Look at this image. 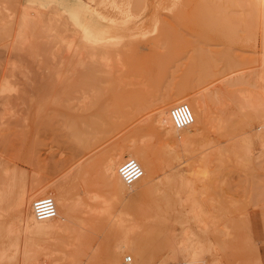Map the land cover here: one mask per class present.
Listing matches in <instances>:
<instances>
[{
    "label": "rangeland",
    "instance_id": "obj_1",
    "mask_svg": "<svg viewBox=\"0 0 264 264\" xmlns=\"http://www.w3.org/2000/svg\"><path fill=\"white\" fill-rule=\"evenodd\" d=\"M24 1L26 4V0H0V231L12 246L10 257L0 259V264H17L33 244L45 247L46 239L29 232L25 236L18 220L32 184L45 186L66 181L75 193L86 186L76 172L78 166L87 163L92 171V186L102 191L104 186L97 171L105 157L111 150L138 140L154 154L160 174L169 169L166 137L155 124L158 96L184 89L188 91L187 98L195 99L208 91L227 88L225 97L218 100L226 105L210 101V107L214 115L223 106L228 115L233 110L230 117L235 124H229L237 128L243 127L246 117L236 114L234 94L239 90L253 92L254 102H264V84L259 86L256 80V74L264 67V15L259 8L251 23H244L241 19L248 10L222 5L224 0H85L94 3L96 12L86 14L87 17L82 14L83 23L88 18L85 23L90 19L95 27H111L118 41L105 49H85L81 46L82 31L54 9L41 7L40 11L39 6L31 5L27 11L34 21L22 27ZM64 2L74 8L81 5V0H70L72 5L68 0ZM220 13L231 18L234 31L217 22ZM82 53H121L124 57L123 65L117 64L119 78L115 66H107L108 72L101 66L97 75L100 82L107 80L101 85L114 84L117 93L126 89L125 93L139 97L124 108L130 112L128 116H123V108L114 109L118 101L104 85L92 92L87 89L91 68ZM104 77L112 78V82L121 79L125 85L120 80L109 83ZM232 80H236V86L230 88L228 83ZM121 87L124 88L120 91ZM107 105L114 110L105 113ZM85 118L92 119L91 125L80 123ZM216 119L215 125L205 132L202 144L222 150L233 140L217 127ZM215 147L209 150L214 160L207 174L195 181L197 198L209 212L202 215V220L197 219L200 215L197 220L188 215L185 201L181 206L186 209L176 204L175 211L170 198L174 211L130 214L120 232H113L104 220L96 221L99 223L94 222L93 228L87 226L94 252L81 250L84 260L93 253L94 264H106L107 255L129 231L144 236L151 247H159L153 251L157 258L154 264L163 259L178 263L174 261L178 250L174 249L182 247L186 236L216 240L222 248L216 250L222 264H264V154L236 149L231 153L224 151L216 159L219 148ZM187 159L182 155L174 160L186 174L191 169ZM146 191V185L136 186L128 193L125 204L144 202ZM106 197L114 205L110 215H122L121 202L115 201L111 193ZM154 198L149 197L148 201L157 200L158 204L160 200ZM79 226L85 224L75 227L79 230Z\"/></svg>",
    "mask_w": 264,
    "mask_h": 264
},
{
    "label": "bare ground",
    "instance_id": "obj_2",
    "mask_svg": "<svg viewBox=\"0 0 264 264\" xmlns=\"http://www.w3.org/2000/svg\"><path fill=\"white\" fill-rule=\"evenodd\" d=\"M68 1L69 3H71L70 0ZM65 2L64 0H26V4H25L24 1V4L21 3L23 6L22 7L23 10L21 12L22 13L21 26L25 27L27 24L34 21L33 18L32 20L31 17H29L28 15L29 11H27V9L32 7L31 5H36L40 7L41 9L40 11H42V8L54 9V11H56L60 16L64 15L73 24L74 28L76 26V28L80 29L79 31H82L81 46L85 49H91V48L95 49V46H99L100 48L105 49L107 47H112L116 43H118V41H116L117 38L114 35L111 27L109 26L95 27L94 26L95 24H93L90 21V19L87 21V23H85L86 20L88 19L86 18L84 22L85 24L81 20L82 14L86 16V14L88 13H89L88 15L90 14L92 15L93 13L96 12L93 9L95 7L93 6L94 3H92L91 1L86 2L85 0L84 1L81 0L80 2V0H78V3L80 2L81 5L78 7L75 6L76 8H74L68 6L66 4L68 2L66 3ZM72 4H74V2H72L71 5ZM221 4L222 5L227 4L228 7L236 6V7L246 8L248 10V14L245 18L241 19V22L244 23L245 22L251 23V20L253 19L252 16L256 14L254 12L257 11L258 8L259 10L262 11L264 15V0H224L221 1ZM17 5L20 6V4ZM257 15L255 17H257ZM219 17L217 20L219 24L228 25V27L226 28L230 29L231 32L232 30L233 31L235 30L233 28V24L231 25L229 23V22L232 23L231 18L221 13L219 14ZM89 21L91 22L90 25H88L90 23ZM79 31L78 33H80ZM119 41H121V39ZM82 54H85L84 61L86 62L87 66L91 68V71L89 72V79L86 84L87 89L90 90L91 92L99 89V86H103L104 84L101 85L103 82L107 84V82H105L107 81L105 80L107 77H104L105 81L100 82L102 80L99 79L100 77L97 75L98 68H100L101 66L103 68L104 66L105 68L107 66L109 67L115 66V68L117 67V69L115 70L116 72L114 71L116 74L117 72H119L118 69L119 66H117V64L123 65L121 61L124 57L121 56V53H82ZM106 70L108 72L107 68ZM110 71L111 68L109 69V73ZM133 72H135V68ZM147 73L149 72L147 71ZM111 74L113 73L111 72ZM256 75H255L257 78L256 80L259 83V86L260 84L263 85L264 67ZM113 76L111 75V77ZM116 76H118L119 78L120 74L118 75L117 73ZM255 76L253 78H255ZM114 78L116 79V77ZM107 79L108 82L109 81L112 82L113 80L112 78L110 79V77ZM124 79H126V77H124ZM116 80H114V82L112 83H115ZM119 80L121 81V79H118L117 81ZM121 82L120 84L125 83V82L123 83V81ZM249 82L251 83V81ZM106 84L104 85V89L107 91V93L112 92L113 99L118 101L117 103H114V107H115L114 109L119 110L123 108L122 110L123 116H128L130 112L125 111L124 108L133 100L138 101L139 95L137 96L138 98L136 99V96L132 95L131 93L129 92H127L129 94L125 93L126 89L125 92L117 93L116 92L117 87L116 88L112 87V85L114 86V84H108V86L110 85L109 87H107ZM228 86L230 88L235 87L236 80H232L230 83H228ZM124 87H121L120 91L123 90L122 88ZM187 92L188 91L184 89L183 90L178 89L172 93L170 92L169 94H166V96L162 95L161 97L160 96L157 97L155 124L161 130L163 136L166 137L164 148H166L165 153L167 150L168 162H166V164L169 167L167 171L166 168L165 170H163L164 172L163 174L159 173L160 168H158L159 167L158 163L156 161V158H154V154L152 153V151L149 150L150 148L148 149L147 148L148 146L146 147L144 142L142 141L139 142L138 140V142L134 141L131 144H125L111 150L108 153V155L105 157L103 163L101 164V166L97 171L98 177L101 179L104 186V189L102 191L101 190L98 191L99 189L92 186L94 185L91 184L92 183L91 179H93L91 178L92 171L88 167L87 163L78 166L76 172L77 174L76 177L81 179L82 180L81 182L82 183L84 182L86 186L82 188H80L79 186L80 189L75 193L74 191H72L73 188L71 189L70 187L66 186L65 183L66 181L51 183L45 186L39 184H32L31 186H29L28 196L24 201V207H23L24 210L23 213L18 216V220L21 226L25 230V236L29 232V234H36L45 238L46 239L45 247L38 248L37 244H33L30 249L26 248L22 259L17 264H94L96 263L94 262L95 257L93 253L88 254L86 256V260H84L82 256L83 254H80V251L86 248L89 250L91 249V251H93V248L90 247L92 246V242L90 239L91 233L89 234L88 232L90 228L88 229V227L93 228V223L96 221L104 220L105 222H107L106 223L107 225L110 224L109 229L111 226L113 232L117 229L120 232V229L123 228L125 229L124 222L128 217V215L130 214L140 213L141 215L142 213L144 215H160L162 213H170V211H174L175 209L178 210L177 209L178 204L180 205L179 207H182L181 204L184 201H185L184 203L185 206L188 205L187 207L189 208L188 210L185 211H187L188 215L194 216L195 217V218L193 217L194 219L197 218V215H200L198 216L199 218L197 219L200 220L201 218L202 220V215H207L209 213V212L206 213V209L204 208L205 205L203 206L202 203L203 201L201 202V200L198 199L199 197L197 198V195L195 193L196 190L194 189L195 181L197 179L199 180L201 174H207V171L214 160L213 158L214 156H212L213 152L211 151L212 152L211 153L209 150H213L215 146L213 147L208 143L207 147L209 148H206L202 144L204 143L202 141L205 140V136H206L205 132L208 131L210 126L213 124L214 118L216 119L217 118L216 116L219 115V117L216 119L217 123L215 122L216 125H218L217 127L220 128V130L222 129L224 133H226L229 136L230 141L231 140L233 141H231V143L229 142L228 146L224 145L226 148L223 149V147H221L222 150H220V148L216 146L215 148L218 147L219 150H216L217 152L215 153V157L216 156L219 157V155H221L224 151L231 153L236 149L241 151L254 150V151H258L261 154H264V102L261 101L258 103L254 102L253 99L254 96L252 95L253 92L251 93L243 90H239L238 92L236 91L237 94H234L237 100L236 114L246 117L245 124L243 125V127H241V125L239 126L236 123V125L240 127L237 128L233 126L235 122H232L233 120H231L230 117L232 115L233 110L231 112V115H228V112L225 108L226 106L225 107L223 106L220 109V112L214 115L215 113L214 111H212L210 107V101H213V103L219 105L221 104L218 103V100H221L222 99L221 96H223L228 92L227 88L224 91L223 90L208 91L205 94L199 95L197 98H195L196 97L195 95V97H193L195 99L187 98L186 97V95L188 94ZM233 93L235 92L233 91ZM226 97L228 98V96ZM180 103H188L191 106L195 116L193 123L185 128H177L174 125L170 115L171 108ZM107 106L104 110L105 113H109L110 110L112 111L114 110L109 108V105ZM86 108L89 109V107ZM80 118H83V116L80 115ZM86 118H89V115L86 116ZM86 118L83 119L84 121L80 120V123L84 124L85 126L89 124L91 125L92 119H86ZM231 122L234 124H229ZM193 129L195 130L194 133L192 132ZM212 147L213 149H211ZM182 155L184 157L186 156L188 158L187 160L188 161L190 160L191 162L190 163L191 169L189 170L190 173L186 174L181 169L180 165H176L174 163ZM127 159L137 160L144 170L143 176L131 185L125 183L119 172L121 164ZM196 166L198 167L197 170H195ZM188 174H190V176L192 175V177H190ZM140 184L141 185L144 184V186L146 185L147 187V191L144 192L145 193L144 200H142L144 202L130 201L129 203L125 204V199L128 193L130 194L132 189H135V187ZM171 186H173L172 188L173 194L171 192L172 195L170 194ZM107 193H111L112 198L115 201L116 199H118L121 202L122 209L120 210L119 214L122 215H110L111 213L113 214L112 209L114 205H112L113 202L109 204L110 202L108 200L109 198L106 197ZM42 196H51L54 198L57 206L56 217L44 219V220L37 219L34 213L33 203L37 198ZM155 196L156 199L160 200L158 204L156 202L157 200L154 201L150 200L151 198L155 199L154 198ZM149 197H150L149 199L150 201H148ZM170 198H172L171 199L173 200L172 203L173 205L175 204L174 206H176L175 208L172 205H170L171 204ZM170 206L173 207L174 210L171 209ZM185 206L182 208H185ZM78 223H81V225L85 224V226L82 227L79 226L81 228L78 230L75 227L76 224L78 225ZM121 233L123 232L121 231ZM147 240L148 239H145L144 236L140 237L137 236V234L129 233V231L127 233H124V236L122 235V238L119 240L118 244L107 255L106 264H154L153 261H155L157 258L155 253H153V251L156 250L157 245L156 247L155 246L151 247V245L148 243L149 241ZM2 242L4 244H7L8 238L5 236L2 237L0 239V243ZM183 243H182L183 244L182 247L180 246L181 249L178 246L176 247V249L173 248L174 251L178 250V253L181 252L180 254L176 252L174 253L175 257L178 255L177 257L180 258L176 259L174 257V261L178 260L179 262L177 261L178 263H173V264H222L220 262V260L222 259L217 258L219 257V254L218 255L216 254L219 251L217 249H219L220 247H218V243L216 240L210 238H206L205 240H202L199 238L196 239L195 237L186 236L183 238ZM179 249L182 251H180ZM221 250L222 248H220V251ZM127 252L130 253L131 255L125 256L124 254ZM123 256L125 258L124 259L125 261H122ZM160 264H171V263H169L167 259L165 260L163 259V261Z\"/></svg>",
    "mask_w": 264,
    "mask_h": 264
},
{
    "label": "built area",
    "instance_id": "obj_3",
    "mask_svg": "<svg viewBox=\"0 0 264 264\" xmlns=\"http://www.w3.org/2000/svg\"><path fill=\"white\" fill-rule=\"evenodd\" d=\"M170 115L177 128H185L194 121V112L188 103H180L173 106ZM120 175L128 185L139 180L144 173L140 163L135 159H127L119 169ZM34 213L37 219L44 220L57 216V206L53 197L42 196L33 203Z\"/></svg>",
    "mask_w": 264,
    "mask_h": 264
},
{
    "label": "crops",
    "instance_id": "obj_4",
    "mask_svg": "<svg viewBox=\"0 0 264 264\" xmlns=\"http://www.w3.org/2000/svg\"><path fill=\"white\" fill-rule=\"evenodd\" d=\"M0 237L1 238L4 237V234H2L1 231H0ZM11 249H12V246L9 245V240H8L7 244H4L3 242L0 243V259H5L6 257L7 258L10 257L9 252L11 251ZM262 261H263V259H262Z\"/></svg>",
    "mask_w": 264,
    "mask_h": 264
}]
</instances>
